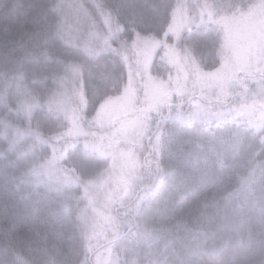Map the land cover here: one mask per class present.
Listing matches in <instances>:
<instances>
[{"label": "trees", "instance_id": "obj_1", "mask_svg": "<svg viewBox=\"0 0 264 264\" xmlns=\"http://www.w3.org/2000/svg\"><path fill=\"white\" fill-rule=\"evenodd\" d=\"M263 2L0 0V264H264V127L252 129L241 109L245 81L264 71L246 59L247 71L228 72L225 91L234 77L235 92L188 97L240 116H148L156 89L177 98L198 68L236 61L233 27L264 15ZM121 98L130 110L119 119L137 132L103 114ZM117 141L131 153L159 144L135 190L120 185L106 211L86 207L87 239L82 192L108 182Z\"/></svg>", "mask_w": 264, "mask_h": 264}, {"label": "rangeland", "instance_id": "obj_2", "mask_svg": "<svg viewBox=\"0 0 264 264\" xmlns=\"http://www.w3.org/2000/svg\"><path fill=\"white\" fill-rule=\"evenodd\" d=\"M233 8L239 11L241 10V4L234 5ZM215 10L218 13L219 8L215 7ZM179 11H181V7H179L178 13ZM255 11L260 14H264V2L260 3L259 6L256 7ZM200 18L203 19V13H200ZM174 22L176 25L182 23L183 22L182 16L180 15L178 17L175 14ZM230 44L231 47H233L232 52H234L233 54H235L234 57H237L236 61L234 59L233 62L221 66L214 73H205V72L199 73V68H198L197 74L195 76V81L193 82L190 91L188 92L185 91L184 93L178 94L177 98H175V96L173 95L175 93L174 88L167 87L170 91L169 93L168 91H165V88L163 89L164 91L161 88L156 89L153 99V101H155L154 102L155 108L153 109L154 112L151 113L149 109L150 113L148 115V108L147 111L144 108L140 110L141 115L143 117L148 115L151 118L162 117L163 120L167 119L171 115V118L173 120L178 119V121L179 120L182 121L183 119L190 120V118H196L205 122L206 120H210V121L217 120L219 116L221 119H231L237 115L240 116L239 112L241 111V109L244 110L243 112L249 109L248 118L250 119L249 120L250 125L253 127L252 129H256V130L262 129L264 127V120H263L264 117L261 115L264 113V78H260L255 82L252 79H247L245 81L246 88L249 87L250 89L248 90L250 93H247V99L249 97L247 103L249 104L245 103L243 107H241L240 111L236 109L237 112H232L231 109L228 110L225 109L223 110V112L219 113L218 108L215 109L213 107H210V109L209 107L205 108L201 100L197 99V102L192 101L191 104H190V100H188L189 99L188 97L191 94L199 91V89L206 91V90H211V88L214 87L212 88V90H215V93L212 97L219 98L220 100H221V98L219 97L220 93L217 95V92H221V93L223 91L225 93L235 92L234 89H232L233 81H236L234 77L230 84V89L228 91H225L229 82L227 75L229 71H232L231 68L232 67L235 68V66L237 67L236 72L244 71L247 68V65L245 63L246 59L250 60L249 61L250 64H248V68L250 69V71L252 70L254 72L261 70L264 71V15L262 16L257 15L256 18L250 21L246 27H241V25L234 26L233 37L231 38ZM252 85L254 86L251 87ZM240 86L243 85L239 84V89H242ZM148 89H149V85H148ZM200 96H198V98L203 97ZM203 98H207V97L204 95ZM254 98L257 99L254 100ZM238 99L242 100V98H238ZM128 101H129L128 98H121L115 104L113 105L110 104L109 106H105L103 114L104 112L106 114L113 113L114 115L113 120L120 122L121 126L123 125L128 126L129 129H131V131L137 132L136 129L137 124L135 122H132L128 118L119 119L124 113L123 111L128 112L130 110L128 104L126 103ZM240 106L241 103L236 102V108L237 107L240 108ZM150 107L153 108L151 104ZM200 107H203L204 111L201 110ZM256 108H258V112H254V109ZM189 111L190 113L186 114ZM153 113H157V114H153ZM173 117H176V119ZM220 118L218 121H221ZM130 123H132L131 126ZM140 133L142 132H138V134ZM143 134L146 136L145 131L143 132ZM158 144H159L158 142H151L148 148L152 146L158 147ZM121 145L123 144H121L120 141H117V143L115 144L116 149L115 150L113 149L114 150L113 153L115 157L112 158V156H110L112 159H114L113 166L115 170L112 171V173L109 175L108 182L102 180L101 183H97L98 180L96 182L93 181L90 183V186L85 187L84 192H82V194L84 195V210L81 213L79 219V226L80 228L84 229V231L87 233V239L88 238L94 239L93 231L95 229V223L93 217L89 219L86 211V207L93 208L94 205L92 202L95 201L98 202L97 208L106 211V209L111 208L109 205H107L106 199H109L111 203H113L112 201V198L114 197L113 194L117 192L116 190H118V187H120V185L123 187L126 185L125 186L126 188L129 187L128 189L133 191L136 189L135 186H139L137 182L140 177H142V179L147 178L148 148L147 149L140 148V151L131 153L129 149H127L124 145L123 146ZM39 171L40 169L36 171L34 170L33 176L35 175L37 179H38L37 173ZM151 174L153 176L155 175L154 172H151ZM34 181L36 182V179ZM120 197L121 196H119V198ZM146 197L147 196H145L142 200H145ZM94 212L98 213V210L94 209Z\"/></svg>", "mask_w": 264, "mask_h": 264}]
</instances>
